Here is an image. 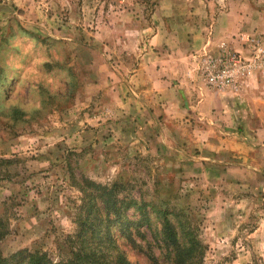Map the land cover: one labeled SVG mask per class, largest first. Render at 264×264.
I'll list each match as a JSON object with an SVG mask.
<instances>
[{"label":"rangeland","instance_id":"obj_1","mask_svg":"<svg viewBox=\"0 0 264 264\" xmlns=\"http://www.w3.org/2000/svg\"><path fill=\"white\" fill-rule=\"evenodd\" d=\"M25 1L39 3L30 16L22 3L0 8V18L6 15L0 20L1 256L27 249L67 264L80 246L76 220L83 196L73 183L87 178L123 183L129 197L167 206L174 223L176 215L187 217L206 247L201 264H264V192H220L203 176L189 178L174 167L169 172V162L145 151L129 153L114 133H104L98 149L80 151L44 136L76 133L75 112L68 110L94 81L91 52H106L124 12L133 9L146 23L201 17L220 19L224 27L234 23L237 30L225 41L241 48V34L264 36V0ZM127 215L139 217L133 210ZM140 231L144 240L135 236V244L118 238L107 251L110 264L120 251L132 264H153L136 248L152 243V231L145 225ZM153 251L159 264H167L158 248Z\"/></svg>","mask_w":264,"mask_h":264},{"label":"crops","instance_id":"obj_2","mask_svg":"<svg viewBox=\"0 0 264 264\" xmlns=\"http://www.w3.org/2000/svg\"><path fill=\"white\" fill-rule=\"evenodd\" d=\"M12 3H22L28 16L39 6L0 0V8ZM236 30L220 19L146 23L137 11L124 12L115 42L103 55L91 52L94 81L68 110L75 112L76 133L44 136L60 137L62 145L80 151L98 149L103 134L114 133L129 153L145 151L169 162V172L174 167L189 178L203 176L220 192H264V70L233 93L209 89L196 69L203 54ZM105 56L112 59L109 65Z\"/></svg>","mask_w":264,"mask_h":264},{"label":"trees","instance_id":"obj_3","mask_svg":"<svg viewBox=\"0 0 264 264\" xmlns=\"http://www.w3.org/2000/svg\"><path fill=\"white\" fill-rule=\"evenodd\" d=\"M73 185L83 196L76 220V239L80 246L76 251L70 252L72 258L67 264H110L107 251L116 247L118 238L123 236L132 244H135V236L144 240L140 231L144 225L152 231L153 241L146 243V249H141L139 245L136 248H139L151 263L159 264V258L153 251L154 247L160 250V257L164 258L167 264L202 263L206 247L188 224L190 222H187V217L176 215L174 223L170 218L173 211L167 206L161 208L129 197L123 183L101 184L82 178V183L74 182ZM132 210L139 216L137 219L128 217V212ZM152 219L156 220L159 228H151ZM114 231L120 236H116ZM117 253V256L114 255L115 264H132L124 253ZM0 264L54 263L46 252L24 249L9 258H3L0 254Z\"/></svg>","mask_w":264,"mask_h":264},{"label":"built area","instance_id":"obj_4","mask_svg":"<svg viewBox=\"0 0 264 264\" xmlns=\"http://www.w3.org/2000/svg\"><path fill=\"white\" fill-rule=\"evenodd\" d=\"M241 48L221 41L215 51L197 61V72L205 85L218 92L238 93L257 73L264 70V36L241 34Z\"/></svg>","mask_w":264,"mask_h":264}]
</instances>
